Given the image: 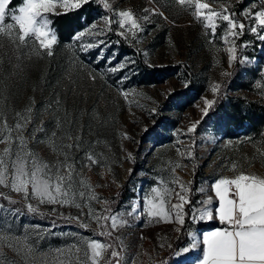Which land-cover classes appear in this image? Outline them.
I'll use <instances>...</instances> for the list:
<instances>
[{
	"label": "rangeland",
	"instance_id": "374dc122",
	"mask_svg": "<svg viewBox=\"0 0 264 264\" xmlns=\"http://www.w3.org/2000/svg\"><path fill=\"white\" fill-rule=\"evenodd\" d=\"M99 1L102 5L95 8L92 21L66 43L57 41L52 56L38 50L35 36L20 44L18 26L7 29L9 23L14 24L10 19L0 23L4 29L0 31V155L9 146L3 137L9 135L10 128L12 150L18 146L16 137L23 134L27 150L44 163L63 159L62 146L72 142L68 136H80L85 151L99 160L97 164L84 160L76 165V186L67 198L81 208L38 204L36 199H26L14 191L10 183L0 184V225L4 226L0 228V264H25L18 253L24 240L15 238L25 234L36 248L28 264H59L61 260L67 264L69 257L75 264L76 255L83 257L89 237L111 244L120 253L112 258L110 249L100 264L109 260L117 264V259L121 264H168L178 245L190 243L188 232L195 234L198 249L186 254L183 264H198L203 236L227 228H214L218 226L215 218L192 219L193 208L197 216L202 208L215 216L219 200L211 184L241 173L264 178V124L254 130L248 120L240 123V115L235 114L250 115L249 104L264 106V45L257 37L247 32L236 40L239 63L245 58L249 63H240L239 76L230 83L218 114L205 118L189 133L187 129L203 116L204 100L216 99L234 69L237 59L229 64L228 50L233 44L225 36L226 23L217 20L220 26L213 35L211 22L194 16L195 0H185L183 5L178 0ZM238 2L201 0L215 11L228 5L237 14L254 5L260 6L256 10L264 7V0H242L241 6ZM153 9L162 15H154ZM64 11L57 7L46 15L50 19V15ZM121 11H131L140 28L132 29L131 21L121 27ZM80 32L84 34L75 38ZM260 34L264 35V29ZM243 44L249 47H241ZM131 50L138 51L149 67L169 70L145 72ZM101 52L104 59H100ZM129 61H135L134 70H111ZM125 75L129 78L122 80ZM215 84L221 87L214 94L211 88ZM28 107L31 114L25 111ZM153 108L158 112L150 116ZM18 112L33 120L22 133L15 129L17 122H23L16 116ZM228 115L236 116L228 119ZM56 118L61 119L62 129L54 138L57 149L53 151L49 143L40 141L56 130ZM42 121L48 137L37 133L33 141L31 131ZM145 126L154 131L144 135ZM84 154L77 153V159ZM180 185L191 201L185 205L183 225L174 213L162 217L147 214V201L155 205L163 202L170 211L171 205L179 202L176 193L181 191ZM153 188L157 191L152 192ZM209 198L211 204L199 203ZM28 204L37 207V212L28 213ZM90 210L93 215H87ZM111 216L116 217L115 227ZM81 223L87 227H80ZM101 232L105 234L99 235ZM73 244L82 251L70 252ZM57 249L63 251L62 256Z\"/></svg>",
	"mask_w": 264,
	"mask_h": 264
},
{
	"label": "snow or ice",
	"instance_id": "6c2138e0",
	"mask_svg": "<svg viewBox=\"0 0 264 264\" xmlns=\"http://www.w3.org/2000/svg\"><path fill=\"white\" fill-rule=\"evenodd\" d=\"M95 2L97 0H62L61 3L57 4L56 0H22L21 5L16 8H11L12 0H0V23L6 19H10L14 24L9 23L7 29L18 26L17 39L20 44H27L28 39L31 36H35V39L38 41V50H42L43 53L52 56L53 48L58 41V36L50 26L53 21L46 14L54 13L57 7L65 9L62 13H56L57 15L68 14L70 11H83L88 5ZM178 2L183 5L185 0H178ZM104 7L108 8L109 5L104 4ZM257 7L260 6L254 5L237 14L231 12L228 5H224L220 11H215L210 8L209 4L201 3V0H195L196 11L194 16L197 20L204 17L206 21L211 22L213 35H215V29L220 26L216 22L217 20L226 23L225 36L230 38L233 44L228 50L230 65L237 59L236 40L247 32L255 35L261 44L264 45V35L260 34L261 30L264 29V7L256 10ZM147 11L145 9V12ZM152 13L154 15H162V13L154 9ZM119 15L124 18L120 21L121 27L125 25L126 21H131L132 29L140 28L136 21L132 19L133 13L131 11H121ZM238 16L243 17V19H239ZM144 19L147 20L148 17L145 16ZM3 30L0 28V31ZM83 34V32L77 33L75 38ZM88 47L91 48L93 45H89ZM95 47L99 49L102 46L95 45ZM241 47L247 48L249 45L243 44ZM100 59H104L102 52ZM114 59L115 57L112 58V60ZM240 63L247 64L249 60L245 58ZM134 65L135 61H129L127 63H121L118 68L113 67L111 70L123 73L129 68L134 70ZM225 75H230V73H225ZM128 78L125 75L122 77V80H127ZM220 87V84H215L212 86L211 91L215 94ZM214 103V100H204V107L202 109L203 116L200 121L193 123L187 129L189 133L197 130L198 125L209 115ZM25 111L31 114L32 108L28 107ZM157 112L158 109L153 108L149 115L157 114ZM16 116L20 117L23 121L15 124L17 132L22 133L24 129L29 128V125L33 123L31 118L23 117L19 112L16 113ZM43 125L44 122L42 121L40 126L31 131V139L33 141L37 140V133H44L46 138L48 137V133ZM54 127L56 130L51 131V137L47 138L46 141L40 142L49 143L53 151H56L57 145L54 142V138L58 136V130L62 129L60 118L55 119ZM5 128H7L6 124ZM153 131V127L145 126L143 134L148 135ZM8 132L9 135L3 137V140L9 146L3 149L4 155H0V184L7 185L10 183L14 191L23 193L26 199H36L38 204L74 205L77 208H81V204L75 203L67 198L68 193L76 186V165L82 163L84 160L88 164H97L99 160L94 158L91 152L85 151L80 136H68V139L72 140V142L62 146L63 150L61 154L63 159H58L53 164L42 162L34 152L27 150L28 140L23 134L16 137L18 146L16 151H13L12 146L14 141L10 139V128ZM82 151L85 153L83 158L77 159L76 154ZM128 158L131 159V154H129ZM173 182L176 181L174 180ZM180 188L181 191L176 193L179 202L171 205L170 211L165 210L163 202L155 205L151 201H147V214L153 217H162L170 216L174 213L176 221L183 225L185 223V205L190 204L191 201L186 197L183 185H180ZM211 189L214 191L215 197L219 200V207L215 209V216L208 208L200 209L199 215L197 216V209L193 208L192 219L197 221L218 217L221 223L229 225L230 228L217 229L203 236V259L199 260L198 264H264V178L241 173L231 179L220 178L215 180L211 184ZM151 191L156 192L157 189L153 188ZM91 198L96 199V197ZM199 203L209 205L212 203V198ZM129 207L133 206L129 205ZM27 211L28 213H36L37 207L28 204ZM87 215H93L91 210ZM68 218L72 219V217ZM105 219H108V217H105ZM111 219L113 221V227H115L116 217L111 216ZM3 227V225H0V228ZM27 227L25 225V228ZM80 227L86 228L87 225L81 223ZM104 234V232L99 233V235ZM107 235L111 236V232H108ZM187 236L191 238L190 243L187 246L178 245V248L174 250L173 257H170L168 264H183L186 254H190L198 249L195 234L188 232ZM15 238L17 240L21 238L24 240V246L18 250V253L21 255V259L25 264H28L29 258L36 252L35 244L29 239L27 234L23 237L16 235ZM38 239H43V237H38ZM72 249H75L77 254L82 251L76 244L69 246L70 252ZM110 249L112 258H118L120 256V253L113 249L111 244L106 245L89 237L86 241V248L83 249V257L76 255L75 264H100L101 257ZM56 251L59 255H63L62 250L57 249ZM10 264H17V262L11 261ZM59 264H65V261L61 260ZM67 264H72L71 257L68 258ZM108 264H111V260L108 261ZM117 264H121L118 259Z\"/></svg>",
	"mask_w": 264,
	"mask_h": 264
},
{
	"label": "trees",
	"instance_id": "16d2710c",
	"mask_svg": "<svg viewBox=\"0 0 264 264\" xmlns=\"http://www.w3.org/2000/svg\"><path fill=\"white\" fill-rule=\"evenodd\" d=\"M22 4V0H12L11 8H16L19 5ZM102 3L97 0L95 3H91L88 5L83 11H70L68 14H63V15H50V19L53 21L51 24V27L55 30L57 36H58V42L59 43H66L71 39L73 34L80 29L84 24L89 23L92 21L94 18V10L98 6H101ZM238 5H244L242 2H238ZM62 13V12H61ZM86 18V20H85ZM138 61V64L140 67L145 71L148 72L149 74H156L159 73L160 70L166 71L169 70L168 68L162 69V68H151L148 65H146L143 60L141 54L136 51V50H131ZM241 71L240 68V63H239V57L235 62L234 69L227 81H225L222 85V88L220 89V92L216 99L214 100L215 103L212 106V109H210L209 117H214L218 114L220 109L224 106L226 99H227V89L230 87V83H235L236 79L239 76V73ZM250 107L248 109V113L250 110V115L246 114L244 116H241V113H235L236 115L239 114V122L242 123L241 121L248 120V125H250V128H253L254 130L256 127H259V125L264 124V106L262 105H254V104H249ZM236 115H228V119H231L232 117L234 118ZM242 125V124H240ZM244 128H249L247 125L243 126ZM249 131V130H246ZM34 214V218H35ZM37 218V217H36ZM185 233V231H184Z\"/></svg>",
	"mask_w": 264,
	"mask_h": 264
},
{
	"label": "crops",
	"instance_id": "0c3cea01",
	"mask_svg": "<svg viewBox=\"0 0 264 264\" xmlns=\"http://www.w3.org/2000/svg\"><path fill=\"white\" fill-rule=\"evenodd\" d=\"M215 219H216V220H215V222H217V223H218V226H217V227H214V228H223V227L230 228V226H229V225L221 223V222H220V220H219V219H217V218H215ZM217 223H215V224H217ZM211 229H213V228H210V229H208V230H211ZM208 230H206V231H208ZM206 231H205L204 233H206ZM202 259H203V255H202V256H200V259H199V260H202Z\"/></svg>",
	"mask_w": 264,
	"mask_h": 264
}]
</instances>
